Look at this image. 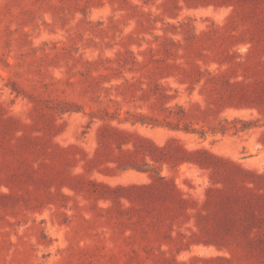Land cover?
<instances>
[{
  "label": "rangeland",
  "instance_id": "374dc122",
  "mask_svg": "<svg viewBox=\"0 0 264 264\" xmlns=\"http://www.w3.org/2000/svg\"><path fill=\"white\" fill-rule=\"evenodd\" d=\"M0 264H264V0H0Z\"/></svg>",
  "mask_w": 264,
  "mask_h": 264
}]
</instances>
